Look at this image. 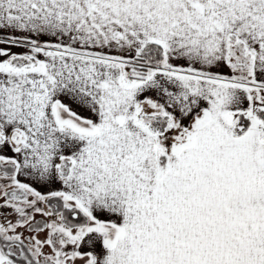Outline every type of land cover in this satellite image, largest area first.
<instances>
[{
  "label": "snow or ice",
  "instance_id": "1",
  "mask_svg": "<svg viewBox=\"0 0 264 264\" xmlns=\"http://www.w3.org/2000/svg\"><path fill=\"white\" fill-rule=\"evenodd\" d=\"M0 264H264V0H0Z\"/></svg>",
  "mask_w": 264,
  "mask_h": 264
}]
</instances>
